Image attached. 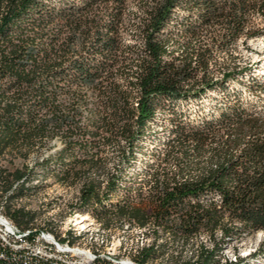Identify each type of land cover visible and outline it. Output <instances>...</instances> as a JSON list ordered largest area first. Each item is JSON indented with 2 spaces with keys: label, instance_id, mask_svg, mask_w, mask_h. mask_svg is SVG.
I'll return each mask as SVG.
<instances>
[{
  "label": "trees",
  "instance_id": "obj_1",
  "mask_svg": "<svg viewBox=\"0 0 264 264\" xmlns=\"http://www.w3.org/2000/svg\"><path fill=\"white\" fill-rule=\"evenodd\" d=\"M128 2L0 0V208L20 228H34L38 215L15 204L28 194L25 182L33 171L5 167L3 159L7 154L13 161L27 159L62 133L65 147L58 159L72 166L63 169L61 178L81 177L83 168L94 171L101 158L96 139L86 135L97 126L108 136L105 142L125 144L120 159L126 167L109 172L105 186L95 179L84 183L76 208L107 230L125 223L149 228L156 240L135 249L137 263L222 264L229 244L264 230V113L243 98L244 91L230 87L245 68H220L217 76L214 49L228 51L242 36L264 33L254 21L256 15L264 20V0H141L140 45L124 48ZM181 12L188 16L179 23L182 35L194 39L204 31L212 45L171 49L166 32ZM194 13L200 26L189 23ZM252 81L246 88L251 94L264 92V80ZM91 91L99 98V123L85 116ZM211 93L230 99L216 104L210 117L192 121L187 111H178L180 104ZM160 114L170 115L162 155L180 169L163 177L149 169L152 179L137 188L138 200L111 205ZM49 165L50 158L40 164ZM202 234L213 248L200 243L198 254L189 258L172 253L174 244L159 242L160 236L171 235L182 239L184 248ZM68 240L76 243L79 237L69 234Z\"/></svg>",
  "mask_w": 264,
  "mask_h": 264
},
{
  "label": "rangeland",
  "instance_id": "obj_2",
  "mask_svg": "<svg viewBox=\"0 0 264 264\" xmlns=\"http://www.w3.org/2000/svg\"><path fill=\"white\" fill-rule=\"evenodd\" d=\"M140 13L141 0H129L123 19L122 38L124 48L129 45H137L138 47L140 45L136 28L140 21ZM187 17V14L181 12L178 20L172 23L166 32V34H170L171 49L179 52L190 44L196 49L212 45V38L207 32H201L194 39H189L182 35L179 23L186 20ZM254 21L258 24V27H264V20H262L261 16L256 15ZM190 22L196 26H200L198 14H191L189 16ZM214 50L215 65H217L215 69L216 71L218 69L216 72L218 73L217 76H221V72H219L220 68H245L246 72L243 75L238 74L235 80L230 81V87L235 91H244L243 98L253 100L258 110L264 113V92L260 91L253 95L246 89L252 87L251 83L255 77L259 78V80H264V33L253 38L244 35L228 51ZM229 99L230 96L228 94L211 93L202 101L180 104L178 111H187L192 121H200L205 117H210L211 113L215 110L216 104L224 106ZM88 103L89 108L86 110L85 116L99 123L102 116L98 112L100 102L97 94L91 91ZM169 117V114H160L154 124L151 125L145 143H143L142 151L138 155L137 161L127 168L126 176L122 178L116 194L112 196L111 205L124 203L128 200H138L139 194L137 188L152 179L151 176L146 174V171H149V169L151 171L158 170L161 177L165 175V172L175 173L180 169V166L174 160H164V155H162L167 150V146L164 143L169 137ZM86 135L87 137H94L96 139L97 148L95 151L100 153L101 158L94 171H90L85 167L83 171L86 174L78 178L72 179V177L70 180H62L63 178H61L63 169L72 166L70 160L67 159L63 164L58 159V154L65 147L61 140L63 137L62 133L58 134L47 146L36 147L27 159L17 158L13 161L11 160V155L7 154L2 161V165L11 169L27 168L28 171H33L29 180L25 182L28 194L23 196L22 199L17 200L15 204L19 208H25L28 212L36 213L38 216L35 223L50 226L55 234L60 237L63 236V233H66L67 229H70V226L67 224L68 218L76 208V198L78 192L81 191L82 185L90 179H95L105 186L108 181L109 172L123 170L126 167L120 159V152L124 149V143L105 142L104 139L108 136L104 131L97 130V126L86 133ZM49 158L50 165L48 168L41 167L40 164ZM1 184L2 182L0 181ZM147 189L145 187L144 191L146 192ZM93 217L91 215L83 216V218L78 217V225H76L79 227L83 226V224L85 226L87 224L90 225L89 229H92L93 233L91 237H94V241L97 243L94 247H99L106 255L110 254V257H121V261L133 259L132 255L137 247L153 243L156 240V236L153 235L149 228L139 229L136 226L131 227L128 223H125L123 228L115 231L99 232V226ZM201 236L204 237L209 246L212 245L206 234H202ZM201 236L190 241V244L184 248L182 247L183 240L174 239L171 235L160 236L159 242L164 241L174 244L171 248L172 253L189 258L194 255V251L199 247L202 241ZM217 238H219V235ZM260 239H264V233L241 235V237L234 240L226 248L234 249L235 247H243L245 245L254 247ZM62 240L64 239L62 238ZM83 243L80 245L81 247L90 249L91 243L85 241ZM152 264H165V262L159 261Z\"/></svg>",
  "mask_w": 264,
  "mask_h": 264
},
{
  "label": "bare ground",
  "instance_id": "obj_3",
  "mask_svg": "<svg viewBox=\"0 0 264 264\" xmlns=\"http://www.w3.org/2000/svg\"><path fill=\"white\" fill-rule=\"evenodd\" d=\"M80 198H81V192L79 191L78 196L76 198V202H77L76 205H79ZM3 209L0 208V219L10 220L2 213ZM81 214H83V213H81L77 208L74 209L73 214L68 218V222H67L68 226H70V229H67L66 233H63L62 237L55 234V232L52 230V228L50 226H47L46 224L45 225H39L38 223H35L34 228H30L27 230L31 234L43 233L44 235H46L47 237H49L53 240L63 241L64 247H67V249H69L74 254L94 256V257H98V258H111L110 254L106 255V253H103L99 249V247H94V245H96L97 243H96V241H94V237H91V235L93 233H92V229H89L91 227L90 225H88L86 223L87 224L86 226H85V224H83V226H80V227L77 226L78 225V217L83 218V216H90L91 215L89 212L84 213L83 215H81ZM93 218L99 226V232L102 231L103 233H105L106 231H110L104 227L103 222L99 221L96 217H93ZM73 219H75V220H73ZM74 222H76V223H74ZM12 224H13L14 229L16 230V233H25L26 230L20 228L14 222H12ZM31 225H33V224H31ZM68 230L71 232H69ZM262 233H264V230H261L255 234H262ZM69 234L79 237V240L76 243L70 242L68 240ZM217 234L219 235V238H221L223 236V232L221 230H218L216 232V236H218ZM62 238L64 240H62ZM201 238H202L201 243H204L208 248H213V244L209 246L207 241L204 239V237L201 236ZM83 241L91 243L90 249H86V248H83L80 246V245L84 244ZM197 249L194 251L195 252V253H193L194 255L196 253L198 254ZM9 259H13V258L10 257V255H2V257H0V260L6 261ZM241 260H244V264H264V239H260L254 247L245 245L243 247H235L234 249L233 248H226L225 251L222 253V260H221L222 264H235ZM46 261H51V263L53 262L54 264H77V263H57V257H54V255H46ZM122 262H125L127 264H140V263L135 262L134 259H127L126 261H122ZM111 264H121V263L120 262H113Z\"/></svg>",
  "mask_w": 264,
  "mask_h": 264
},
{
  "label": "built area",
  "instance_id": "obj_4",
  "mask_svg": "<svg viewBox=\"0 0 264 264\" xmlns=\"http://www.w3.org/2000/svg\"><path fill=\"white\" fill-rule=\"evenodd\" d=\"M2 255H10L14 260H22L25 263L37 264L46 263V255L57 257V263L127 264L121 261V257L98 258L74 254L64 247L63 241L53 240L43 233L31 234L27 229L25 233H16L12 221L6 219H0V257Z\"/></svg>",
  "mask_w": 264,
  "mask_h": 264
}]
</instances>
